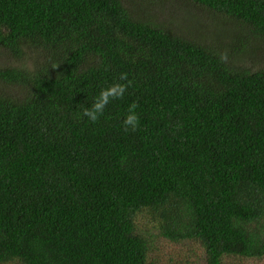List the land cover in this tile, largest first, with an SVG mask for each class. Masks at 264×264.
<instances>
[{
	"label": "trees",
	"instance_id": "16d2710c",
	"mask_svg": "<svg viewBox=\"0 0 264 264\" xmlns=\"http://www.w3.org/2000/svg\"><path fill=\"white\" fill-rule=\"evenodd\" d=\"M171 1L0 0V264H264V0Z\"/></svg>",
	"mask_w": 264,
	"mask_h": 264
},
{
	"label": "clouds",
	"instance_id": "9594fccd",
	"mask_svg": "<svg viewBox=\"0 0 264 264\" xmlns=\"http://www.w3.org/2000/svg\"><path fill=\"white\" fill-rule=\"evenodd\" d=\"M221 60H227V54L221 55ZM58 68L57 65H53V69ZM120 81H127V83L114 82L107 88L101 89L100 93L91 104L90 107H84L82 110V117H86L90 122L96 123L99 118L104 114V110L112 100L122 99L127 91V88L131 85L132 81L128 79L127 73H121L119 77ZM138 103L133 102L128 107V114L122 121V126L125 131H136L140 124L139 113L136 111Z\"/></svg>",
	"mask_w": 264,
	"mask_h": 264
},
{
	"label": "rangeland",
	"instance_id": "374dc122",
	"mask_svg": "<svg viewBox=\"0 0 264 264\" xmlns=\"http://www.w3.org/2000/svg\"><path fill=\"white\" fill-rule=\"evenodd\" d=\"M159 6L160 5H158V8ZM159 10L161 13L165 14V16L169 18L170 23L177 28L194 31H212V26L204 25L201 21H198L197 13L199 14V10L184 0H172L171 2L162 3ZM190 20L193 21V26L188 25ZM30 56L31 57L24 58V61L28 64H30L28 61H35L33 58L34 56L31 54ZM46 56L48 57V51L46 52ZM258 57L259 58L257 60L251 63V65L253 64L252 66L260 67L261 64L264 63V52ZM160 247L164 250L167 249V245L164 242L160 245ZM164 252L167 257L170 256L166 250ZM171 254L174 255L173 252H171Z\"/></svg>",
	"mask_w": 264,
	"mask_h": 264
}]
</instances>
